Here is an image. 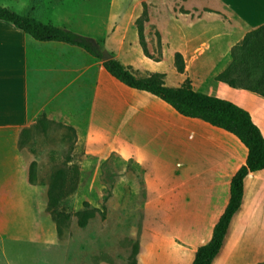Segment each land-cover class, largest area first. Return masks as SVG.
<instances>
[{"label":"crops","instance_id":"1","mask_svg":"<svg viewBox=\"0 0 264 264\" xmlns=\"http://www.w3.org/2000/svg\"><path fill=\"white\" fill-rule=\"evenodd\" d=\"M175 1L180 8L175 17L180 21L173 24L170 35L152 23L153 0H134L122 16L73 18L64 0L43 1L36 5V15L92 41L100 37L111 58L137 77L163 73L169 87H178L188 78L195 91L245 109L264 136V97L215 79L231 62V47L247 31L264 24V0ZM29 2L21 9L6 7L20 13ZM142 2L149 8L144 23L148 52L157 44V37L153 41L149 33L150 24L160 40L156 59L147 57L138 41L135 20ZM158 2L169 6L170 0ZM117 5L113 2L111 8ZM176 52L184 59L181 73L173 63ZM102 62L77 44L35 40L0 20L2 207L12 178L5 177L6 169L19 173L18 183L36 187L28 181L33 158L26 137L33 135L31 126L41 115L49 120L65 117L82 123L87 154L131 160L142 172L147 200H173L180 218L174 233L192 241L191 264L195 250L209 241L229 201L231 178L245 164L247 148L232 133L182 116L160 98L119 82ZM216 262L264 263V169L245 176L241 204L211 264Z\"/></svg>","mask_w":264,"mask_h":264},{"label":"rangeland","instance_id":"2","mask_svg":"<svg viewBox=\"0 0 264 264\" xmlns=\"http://www.w3.org/2000/svg\"><path fill=\"white\" fill-rule=\"evenodd\" d=\"M29 1L0 0V5L21 9ZM43 1L54 0H36L34 5ZM64 1L73 18L122 16L134 0ZM173 1L164 6L153 0L150 7L152 23L168 35L180 21L175 17L179 4ZM113 2L117 7L111 8ZM153 24L149 33L154 41L157 31ZM149 54L158 58L160 47L156 44ZM47 120L33 124V135L26 137L27 151L43 184L31 189L17 182L19 173L5 171V177L13 179L6 184L4 207L0 202L4 208L0 211V264H126L135 241L136 264H188L193 244L174 233L180 218L175 215L173 200H147L142 172L131 160L87 154L82 123L65 117ZM64 165L77 168V185L70 195L71 218L57 226L46 210L47 183ZM84 202L94 214L81 226L74 211L82 209Z\"/></svg>","mask_w":264,"mask_h":264},{"label":"trees","instance_id":"3","mask_svg":"<svg viewBox=\"0 0 264 264\" xmlns=\"http://www.w3.org/2000/svg\"><path fill=\"white\" fill-rule=\"evenodd\" d=\"M35 1L30 0L25 13H19L0 5V20L13 25L35 40L77 44L96 59L102 60L101 55L104 48L99 42L80 36L66 28L41 21L36 15ZM141 6V13L135 20L138 41L143 53L153 58L147 50L144 36V23L149 18L147 5L142 2ZM156 37L157 46L160 47L157 33ZM230 56L231 62L215 79L226 83L231 88H242L264 97V24L247 31L231 47ZM102 63L104 68L119 82L160 98L182 116L203 120L232 133L247 148L245 164L231 178L229 201L213 227L211 238L197 247L191 262V264H211L222 246L230 220L241 204L245 176L250 172L264 169V136L245 109L229 100L195 91L188 78L178 87H169L165 85L163 73L155 72L149 73L146 77H137L129 67L117 59L110 58ZM173 63L178 72L184 71V59L180 53L174 54ZM37 121L47 122L48 120L41 115ZM36 168V162L32 161L29 166L28 181L32 185H41L43 182L39 180ZM76 175V167L64 165L50 177L47 183L46 210L57 226L66 223L71 218L69 203L70 195L77 185ZM74 214L78 217L79 224L84 226L93 216L94 209L89 208V204L84 202L83 208L74 211ZM137 253L138 242L135 241L126 264H136Z\"/></svg>","mask_w":264,"mask_h":264},{"label":"water","instance_id":"4","mask_svg":"<svg viewBox=\"0 0 264 264\" xmlns=\"http://www.w3.org/2000/svg\"><path fill=\"white\" fill-rule=\"evenodd\" d=\"M101 58H102L103 61H105V60L110 59L111 56H110V54L107 52V50L104 49V50L102 51Z\"/></svg>","mask_w":264,"mask_h":264}]
</instances>
